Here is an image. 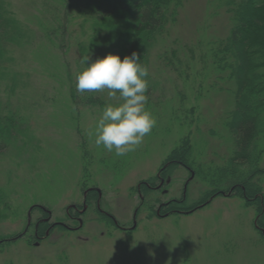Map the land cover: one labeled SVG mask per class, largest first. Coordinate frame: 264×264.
I'll return each instance as SVG.
<instances>
[{
	"label": "rangeland",
	"instance_id": "374dc122",
	"mask_svg": "<svg viewBox=\"0 0 264 264\" xmlns=\"http://www.w3.org/2000/svg\"><path fill=\"white\" fill-rule=\"evenodd\" d=\"M7 4L35 31L43 33L39 23L57 24L55 0H8ZM215 4L216 0H187L167 43L154 49L147 108L157 124L136 151L123 157L95 144L96 125L105 105L71 99L69 76L74 80L79 73L75 65L77 19L69 26L65 55L73 71L65 67L56 41L38 39L25 51L13 53L21 85L11 95L12 73L0 80V106L6 111L1 116L20 109L18 116L25 124L20 134L12 132L11 142L0 152V187L9 204L6 219L0 220V236L22 234L32 209L33 222L47 218L50 224L67 223L79 229L69 231L60 225L63 229L55 228L37 246L23 238L0 249V264H264V240L255 227L256 220L264 217L262 198L255 204L244 193L243 197L222 195L199 210L191 208L168 217L156 213L160 204L179 201L185 192L189 206L209 188L201 180L189 181L191 173L170 159L184 137L190 135L193 159L207 167L224 166L231 152L220 124L232 104L231 86L216 81L226 74L207 67L202 70L200 60L199 45L229 35L232 26ZM161 47L177 49L189 64L187 80L160 65ZM191 50L197 59L193 60ZM96 93L106 98L104 104L117 102L110 101L106 92ZM181 104L186 110L197 107L191 125L179 120H184L178 112ZM168 163L174 164L161 173ZM160 173L170 183L150 193L154 203L159 201L149 216L146 207L139 209L143 201L138 187L151 178L156 179L153 186L160 185ZM259 183L264 195V176ZM92 187L102 192L101 209L133 232L105 220L96 204L77 215L73 205L82 206L85 192ZM69 214L81 217L83 224L72 223Z\"/></svg>",
	"mask_w": 264,
	"mask_h": 264
},
{
	"label": "trees",
	"instance_id": "16d2710c",
	"mask_svg": "<svg viewBox=\"0 0 264 264\" xmlns=\"http://www.w3.org/2000/svg\"><path fill=\"white\" fill-rule=\"evenodd\" d=\"M7 1L0 0V80L12 73L11 78L9 77L12 82L10 92L14 95L17 87L21 85V71L17 70L13 53L16 50L25 51L38 39L50 43L56 41L64 56L65 67L69 72L73 71L72 63L65 55L67 42L71 38L69 26L74 19L78 21L75 30L78 34L75 59L78 74L86 67V64L81 63L83 57L91 56L94 61L108 54H118L123 59L124 56L137 52L141 63L150 68L154 49L167 43L171 28L178 23L180 12L187 0H55L57 14L54 23L57 24L45 27L38 22L43 33L35 31L29 24L21 21L8 7ZM214 6L223 10L226 20L230 21L232 26L229 35L199 45L200 60L202 70L210 68L219 74H226L218 77L216 81H223L221 84L231 86L229 95L232 104L220 122L226 131L225 137H228L231 143V152L224 166L207 167L193 159L190 135L184 137L170 159L190 168L194 172L193 179L207 183L209 188L198 201L189 206L186 200L183 204L171 201L169 210H199L201 206L210 204L206 203L212 198L222 195L243 197V193L246 197H252L255 204L261 202V198L264 203L263 190L259 183L260 177L264 176V168H261L264 156V0H216ZM26 21L30 23V20ZM31 22L34 23L33 20ZM75 24L76 22L73 25ZM70 48L68 47V51ZM190 52L193 60L197 59L195 53L192 50ZM158 60L161 66L177 74L179 79L187 80L190 77V66L183 61L177 49L161 47ZM69 77L73 102H79L80 99L92 106L105 105L102 99L106 98L96 92H87L82 97L76 91V78L73 80ZM184 98L185 96L182 102ZM1 107L0 152L11 142L12 132L17 131L20 134L21 127L25 124L24 119L18 116L20 109L8 111L7 116L3 117L1 112L6 111ZM9 107H6V110ZM195 108L186 110L184 104H181L178 112L184 120L176 119L191 125L196 114ZM155 180L151 178L146 182L153 186ZM141 192L144 201L139 209L146 207L150 212L149 216H152L154 204L159 200L155 199L154 203V200L150 199V193L154 190L145 185L141 186ZM186 193L188 195V192ZM8 206L6 194L0 187V220L6 219ZM101 216L110 221L106 216ZM261 217L262 219L259 217L256 220L255 227L264 240V217ZM45 226L40 227L41 236L44 235ZM31 237L34 238L30 235L28 244H31ZM15 238L16 236L11 235L0 236V249L22 240Z\"/></svg>",
	"mask_w": 264,
	"mask_h": 264
},
{
	"label": "clouds",
	"instance_id": "9594fccd",
	"mask_svg": "<svg viewBox=\"0 0 264 264\" xmlns=\"http://www.w3.org/2000/svg\"><path fill=\"white\" fill-rule=\"evenodd\" d=\"M81 63L86 67L76 77V91L81 95L86 91L106 92L110 101H117L106 103L102 109L95 129L96 146L117 157L136 151L157 124L147 108L149 68L141 63L137 52L123 59L118 54L94 61L85 56Z\"/></svg>",
	"mask_w": 264,
	"mask_h": 264
},
{
	"label": "flooded vegetation",
	"instance_id": "af4514ba",
	"mask_svg": "<svg viewBox=\"0 0 264 264\" xmlns=\"http://www.w3.org/2000/svg\"><path fill=\"white\" fill-rule=\"evenodd\" d=\"M172 164H174V163H168L167 165H165V167L162 169L163 171L161 173L165 172L168 169V166H171ZM178 164H179V166L183 167L188 172H190L191 176L194 175V172L190 168L186 167L183 164H180V163H178ZM161 173L158 176V178L160 180V185L152 186V185L148 184L147 182H142L139 185L138 188H139V196H140L141 201H144V198H143L142 192H141V186L142 185L147 186L150 190L157 191V190L163 188L166 184L170 183V180L169 179H165L164 177H162ZM191 180H192V177L189 179V181H191ZM188 186H189V183H187L185 185V190L186 191H187ZM166 187H167V185H166ZM90 193H93L94 196L92 195L93 197L91 199H88V196H89ZM185 197H186V192L184 193V195L182 197L183 198L182 201H177V200H173V201L183 204L184 203L183 201L186 200ZM101 199H102V192L99 189L92 187V189H89L88 191L85 192V194H84V202H83L82 206L73 205V209L77 211V215L82 216L83 214H86L89 209L90 210L93 209V206L96 204L95 207L101 213V214L100 213H98V214H100V215L103 214L109 220L113 221L115 223L116 227H118V228L120 227L125 232L126 231L129 232L128 228H126V227L123 228V227L119 226L120 223L110 213H108L105 210L101 209V204H100ZM212 199H214V198H212ZM172 202H170V203L166 202V203L160 204L158 210L156 211V213L158 214V217H168L172 213L182 214L184 212V211H181L179 209H173V210L169 211V206H170V204ZM209 202L210 201H208L206 204H208ZM203 207H205V206H203ZM32 211H33V209L28 214V217H27V219H28L27 221L28 222H27V226H26L24 232L22 234H20L16 238L23 239V238H28L30 235H33L34 238L31 237V240L37 246V245H40V241L41 240H44V239L48 238L55 228L62 227L60 225H64L65 228L67 230H69V231H77L79 229V228L72 227V224H67V223L63 224V223L54 222V223L50 224L51 220L47 219V218L46 219L39 218L38 220H35L33 222ZM138 211L139 210H137V212ZM77 215H70L69 214V217L72 219V223H77V222L80 223L81 222V224H83V219L81 217H78ZM42 225H46L44 227V229H43L44 230V235L43 236L40 235V227H42ZM33 226L35 227V229L33 228Z\"/></svg>",
	"mask_w": 264,
	"mask_h": 264
},
{
	"label": "water",
	"instance_id": "95a60500",
	"mask_svg": "<svg viewBox=\"0 0 264 264\" xmlns=\"http://www.w3.org/2000/svg\"><path fill=\"white\" fill-rule=\"evenodd\" d=\"M193 177H194V175L192 176V179H193ZM189 183V182H188ZM201 207H203V206H201ZM136 228V222H135V225H134V227L132 228V230L133 229H135Z\"/></svg>",
	"mask_w": 264,
	"mask_h": 264
}]
</instances>
